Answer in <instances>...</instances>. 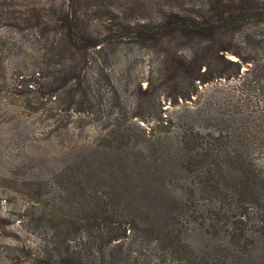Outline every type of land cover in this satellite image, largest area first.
Listing matches in <instances>:
<instances>
[{
  "label": "trees",
  "instance_id": "16d2710c",
  "mask_svg": "<svg viewBox=\"0 0 264 264\" xmlns=\"http://www.w3.org/2000/svg\"><path fill=\"white\" fill-rule=\"evenodd\" d=\"M167 1L132 18L101 0L104 36L75 7L18 16L39 51L30 107L55 102L69 136L85 115L105 123L87 155L34 185L35 245H6L1 264H264V0ZM124 43L153 60L145 86L108 68Z\"/></svg>",
  "mask_w": 264,
  "mask_h": 264
},
{
  "label": "rangeland",
  "instance_id": "374dc122",
  "mask_svg": "<svg viewBox=\"0 0 264 264\" xmlns=\"http://www.w3.org/2000/svg\"><path fill=\"white\" fill-rule=\"evenodd\" d=\"M100 2L101 0H0V13L7 10L13 16L18 17L22 14L23 18H29L36 10L41 13L44 21L48 16L57 15L60 8L68 10L75 7L81 10L85 18H88L85 12L91 15L90 31L97 36H104L109 32L112 22L108 18L109 15L107 17L96 13V7ZM104 2L120 14L127 12L132 18H142L143 15L140 16L139 11L144 9L150 10L153 15H160L163 6L166 3L169 4L167 0H111V2L104 0ZM144 13L148 14V11ZM9 22L13 25L0 20L1 257H4L8 244L27 242L35 245L36 236L31 232L32 227L28 225V219L32 218L30 214L34 210L32 205H35L33 203L36 197L35 193L30 192L39 182H44L45 185V181L52 178L55 167L60 164L62 167L69 157L77 158L87 155L92 150V148H86L87 142L98 134L100 127L105 123L104 120L103 122L95 121L92 117L85 115L84 120L89 122L86 128L79 132L74 131L69 136L61 133L64 131L67 119L56 122V118L50 115L56 112L53 109L55 102L48 100L46 104H33L30 107L26 98H32V96L22 93L33 94L24 82L35 76L31 73L39 51L25 35L26 33L31 34L30 30L25 33L19 31L21 18L18 17L16 21ZM90 51L93 57L100 56L102 61L104 60L101 56L102 52ZM114 51L117 54L113 56ZM109 52L112 55L111 58L109 57L111 60L107 62L108 68L115 74L117 81L124 80V82L134 84L142 80L143 85H146L144 79L151 71V63L154 66L146 49L124 43ZM94 68L97 69V66ZM94 68L91 71H94ZM103 82L102 80L101 85L97 87L104 85ZM124 82L122 81L120 86L126 89L128 85L124 86ZM38 106L39 110L36 109ZM165 107H170L169 113H171L178 106L167 104ZM182 111L183 107L181 113ZM63 115L60 117L63 118ZM79 115L76 113L74 116ZM142 123L145 127L147 126L144 122ZM72 148L76 149L71 150ZM190 232H187V237L197 247L209 242L205 234L196 233L192 229ZM4 258L7 260L6 257ZM24 258L21 256L20 259H16V264H25L21 261Z\"/></svg>",
  "mask_w": 264,
  "mask_h": 264
}]
</instances>
